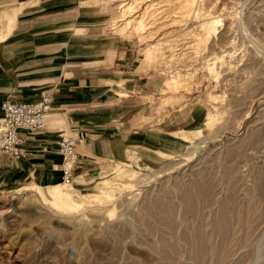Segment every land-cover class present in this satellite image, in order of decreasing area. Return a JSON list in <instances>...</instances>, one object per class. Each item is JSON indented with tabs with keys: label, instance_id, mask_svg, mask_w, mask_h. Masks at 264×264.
Instances as JSON below:
<instances>
[{
	"label": "rangeland",
	"instance_id": "374dc122",
	"mask_svg": "<svg viewBox=\"0 0 264 264\" xmlns=\"http://www.w3.org/2000/svg\"><path fill=\"white\" fill-rule=\"evenodd\" d=\"M15 1L13 20L129 39L128 114L173 142L59 180L73 207L41 197L54 184L4 195L0 264H264V0Z\"/></svg>",
	"mask_w": 264,
	"mask_h": 264
},
{
	"label": "crops",
	"instance_id": "0c3cea01",
	"mask_svg": "<svg viewBox=\"0 0 264 264\" xmlns=\"http://www.w3.org/2000/svg\"><path fill=\"white\" fill-rule=\"evenodd\" d=\"M15 4L0 0V117L4 99L36 100L45 88L52 90L53 108L42 129L21 130L26 156L0 152V202L18 187L61 181L57 141L64 134H87L74 180L104 161L130 160L132 152L142 159L170 148L168 131L137 125L128 114L127 98L138 95L144 75L129 39L64 32L55 14L41 10L22 8L13 20L5 13Z\"/></svg>",
	"mask_w": 264,
	"mask_h": 264
},
{
	"label": "built area",
	"instance_id": "2783aa9c",
	"mask_svg": "<svg viewBox=\"0 0 264 264\" xmlns=\"http://www.w3.org/2000/svg\"><path fill=\"white\" fill-rule=\"evenodd\" d=\"M38 99L31 101L6 98L1 103L0 152L11 158L24 157L27 150L21 130L35 132L45 126L47 114L52 110L53 94L49 88L39 92ZM84 132L62 135L57 141V152L61 157V182L71 185L74 170L79 163L78 147L86 142Z\"/></svg>",
	"mask_w": 264,
	"mask_h": 264
},
{
	"label": "bare ground",
	"instance_id": "6f19581e",
	"mask_svg": "<svg viewBox=\"0 0 264 264\" xmlns=\"http://www.w3.org/2000/svg\"><path fill=\"white\" fill-rule=\"evenodd\" d=\"M114 173H115V175H122L119 171H116V170L114 171ZM109 194H110L109 192H105V195L106 196H108ZM40 195H41L42 198H44V199H46V198L47 199H50L51 201L55 202L59 206L73 207V206L79 204L78 202L75 201V199L72 197V195L69 192H67L65 190L58 189L56 187V184H54L52 186V189L51 190L40 192Z\"/></svg>",
	"mask_w": 264,
	"mask_h": 264
}]
</instances>
